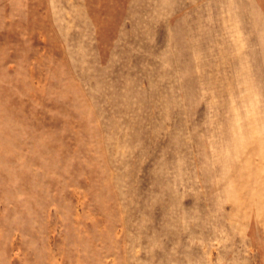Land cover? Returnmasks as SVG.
Instances as JSON below:
<instances>
[{
	"label": "rangeland",
	"instance_id": "374dc122",
	"mask_svg": "<svg viewBox=\"0 0 264 264\" xmlns=\"http://www.w3.org/2000/svg\"><path fill=\"white\" fill-rule=\"evenodd\" d=\"M0 264H264V0H0Z\"/></svg>",
	"mask_w": 264,
	"mask_h": 264
}]
</instances>
